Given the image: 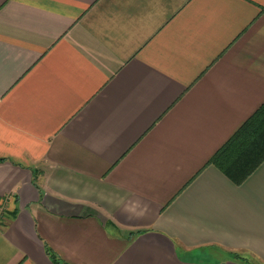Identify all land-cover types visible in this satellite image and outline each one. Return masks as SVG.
<instances>
[{
  "label": "crops",
  "instance_id": "0c3cea01",
  "mask_svg": "<svg viewBox=\"0 0 264 264\" xmlns=\"http://www.w3.org/2000/svg\"><path fill=\"white\" fill-rule=\"evenodd\" d=\"M262 102L264 0H0V264H264Z\"/></svg>",
  "mask_w": 264,
  "mask_h": 264
},
{
  "label": "trees",
  "instance_id": "16d2710c",
  "mask_svg": "<svg viewBox=\"0 0 264 264\" xmlns=\"http://www.w3.org/2000/svg\"><path fill=\"white\" fill-rule=\"evenodd\" d=\"M209 161L236 184L244 181L264 161V102ZM13 216L14 213L8 217Z\"/></svg>",
  "mask_w": 264,
  "mask_h": 264
}]
</instances>
